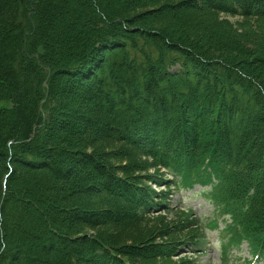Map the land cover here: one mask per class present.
<instances>
[{
    "label": "trees",
    "instance_id": "trees-1",
    "mask_svg": "<svg viewBox=\"0 0 264 264\" xmlns=\"http://www.w3.org/2000/svg\"><path fill=\"white\" fill-rule=\"evenodd\" d=\"M196 184L264 255V0H0V264H195Z\"/></svg>",
    "mask_w": 264,
    "mask_h": 264
},
{
    "label": "rangeland",
    "instance_id": "rangeland-1",
    "mask_svg": "<svg viewBox=\"0 0 264 264\" xmlns=\"http://www.w3.org/2000/svg\"><path fill=\"white\" fill-rule=\"evenodd\" d=\"M227 18L233 22L239 19V17L232 16ZM152 188L166 190V185L158 187L153 184ZM170 193L171 196L169 195L168 197L171 206L170 213H165L168 218L175 219L173 217L178 210L190 213L191 218H194L201 225V232L204 238L200 253H196L188 242L182 249L178 250L179 256L174 257L175 260L188 258L191 262L190 258H193L195 259V264H264L263 258H253L246 243L240 242L238 248L234 250L230 248V236L224 235V232L228 229L231 221L225 219L221 222L222 217L217 207L208 200L211 194L210 189H204L197 185L191 190L173 189ZM213 220L217 221L216 228L218 230L216 231H211L215 228V225L212 223ZM183 240L181 239V241Z\"/></svg>",
    "mask_w": 264,
    "mask_h": 264
},
{
    "label": "water",
    "instance_id": "water-1",
    "mask_svg": "<svg viewBox=\"0 0 264 264\" xmlns=\"http://www.w3.org/2000/svg\"><path fill=\"white\" fill-rule=\"evenodd\" d=\"M37 57H38V55H37Z\"/></svg>",
    "mask_w": 264,
    "mask_h": 264
}]
</instances>
